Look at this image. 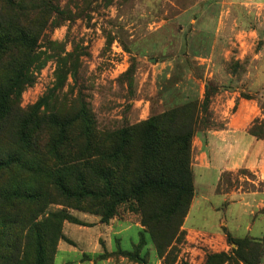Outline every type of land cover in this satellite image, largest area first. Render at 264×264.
<instances>
[{
    "label": "rangeland",
    "instance_id": "rangeland-1",
    "mask_svg": "<svg viewBox=\"0 0 264 264\" xmlns=\"http://www.w3.org/2000/svg\"><path fill=\"white\" fill-rule=\"evenodd\" d=\"M242 1L18 0L19 16L24 22L32 16L28 8L37 4L49 2L56 13L39 41L40 51L45 53L47 61L34 75L33 84L20 94L15 104L16 114L23 118L32 115L43 125L48 124L43 118L51 113L66 114V110H70L72 115H77L84 105L94 128L113 131L143 122L184 98L198 97L201 102L204 85L210 82L218 92L209 103L208 121L199 127L192 140V166L198 152L197 142L204 143L208 132L225 127L238 110L240 100H246L242 95L250 97L247 101H253L258 111L250 127L256 120L264 121L261 110L264 105V35L254 37L251 33L253 22L245 17L251 8L239 5ZM231 2L234 4L229 5ZM70 54L67 64L77 66L75 78L68 75L54 91L57 59H67ZM37 105L40 107L33 113ZM54 132L49 129L46 133ZM69 136L75 140L73 151L83 149L85 142L80 138L79 120L71 125ZM8 148L10 146L0 141V150ZM197 173L195 170L198 182ZM221 180L218 194L263 189L262 180L248 170L225 173ZM206 181L207 185L198 191L207 193L208 200L215 202L220 197L211 198L208 193L214 179ZM50 183L43 175H31L21 168L0 172V186L24 188L30 185L33 191L40 192L37 201L31 197L12 201L13 209L0 202V212H7L15 220L20 218V225L24 227L28 219L43 210L36 222L47 220L48 240L52 243L49 255L53 254L54 243L61 235L82 249L84 236H93L98 229H81L68 224L70 221L93 222L97 215L107 213V206L89 198L77 201L63 197ZM199 204L201 217L207 216L204 206L208 202ZM144 210L149 212L152 208L147 206ZM111 212L112 220L141 221L133 202L118 204ZM183 214L164 215L161 228H155L159 245L168 244L161 264H206L207 256L215 254L233 257L234 247L226 240L225 243L214 240L207 243L204 239H188L183 230ZM208 217L212 220L210 215ZM253 236L257 237L256 231ZM117 239H120L119 247L128 251L130 241L137 242L136 231L132 229ZM255 239V246L261 252V264H264V236ZM35 243L36 237H26L24 264H33ZM232 261L242 264L235 259ZM55 264H61L60 255Z\"/></svg>",
    "mask_w": 264,
    "mask_h": 264
},
{
    "label": "trees",
    "instance_id": "trees-1",
    "mask_svg": "<svg viewBox=\"0 0 264 264\" xmlns=\"http://www.w3.org/2000/svg\"><path fill=\"white\" fill-rule=\"evenodd\" d=\"M28 9L32 16L24 22L19 16L18 0H0V141L10 146L0 150V172L21 168L31 175H43L63 197L101 201L108 211L96 215L105 225L112 221L111 211L115 206L133 202L143 232L131 252L118 256L141 263L140 254L148 237L162 260L168 244L159 245L155 228H161L164 215L173 217L183 212L185 219L188 214L194 196L192 140L209 119V103L217 94V87L206 82L201 102L197 98H184L143 122L113 131L94 128L84 105L77 115H72L70 110L66 114L51 113L43 118L48 124L40 125L32 115L23 118L16 114L15 104L47 61L39 41L56 13L49 2ZM81 16L86 17L83 13ZM69 59L71 54L67 59H57L54 91L68 75L75 78L77 66L68 65ZM242 97L251 100L247 95ZM261 110L264 113V105ZM78 120L85 146L73 151L75 140L69 136V129ZM49 129L55 132L49 135L46 133ZM248 133L264 140V121H254ZM32 189L30 185L0 186V202L13 209L11 202L19 198L31 197L37 201L40 192ZM147 206L152 211L144 210ZM42 213L43 210L38 211L22 227L20 218L15 220L7 212H0V264H24L26 237L31 236L36 237L33 264H54L58 243L68 241L64 235L58 237L55 250L49 255L52 243L48 240L47 220L36 222ZM70 224L87 226L84 222L70 221ZM225 239L234 247L233 257L208 255L206 264H233V259L242 264H261L255 238H234L225 233Z\"/></svg>",
    "mask_w": 264,
    "mask_h": 264
},
{
    "label": "crops",
    "instance_id": "crops-1",
    "mask_svg": "<svg viewBox=\"0 0 264 264\" xmlns=\"http://www.w3.org/2000/svg\"><path fill=\"white\" fill-rule=\"evenodd\" d=\"M239 5L251 8V12H247L245 17L253 22L251 31L253 36L264 35V0H244ZM257 113L253 101L242 99L238 104V110L230 116L223 129L212 130L208 132L207 141L197 142L198 152L192 164L195 194L183 223V230L188 239L225 243V233L234 238L264 236V140H257L248 133ZM195 170H198V182ZM239 170L254 172L262 180L263 189L247 191L238 189L232 194H218L216 191L222 175ZM208 178L214 179L208 191L210 197H220L215 202L208 200L207 193L198 191V188L203 189L207 185ZM200 201L208 202V205L204 206V213L207 214L205 217L200 215ZM95 219L93 222H84L87 226L74 225L81 229H98L95 235L84 236L85 244L82 249L77 248L76 244L64 235L68 242L58 243L54 264L58 255L61 264H161L152 243L147 239L146 246L140 254L141 263L118 256L122 252H131L138 245L143 232L138 222L112 220L105 225L98 218ZM191 220L202 224L195 225ZM132 229L136 231L137 242L130 241V250H122L119 247L120 239L117 238ZM254 231L257 237L253 236ZM106 254L110 256L102 257Z\"/></svg>",
    "mask_w": 264,
    "mask_h": 264
}]
</instances>
